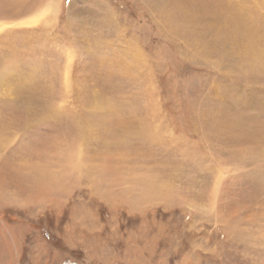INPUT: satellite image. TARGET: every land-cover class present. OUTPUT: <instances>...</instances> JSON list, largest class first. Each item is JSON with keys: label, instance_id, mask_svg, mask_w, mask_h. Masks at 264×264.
<instances>
[{"label": "rangeland", "instance_id": "1", "mask_svg": "<svg viewBox=\"0 0 264 264\" xmlns=\"http://www.w3.org/2000/svg\"><path fill=\"white\" fill-rule=\"evenodd\" d=\"M0 264H264V0H0Z\"/></svg>", "mask_w": 264, "mask_h": 264}, {"label": "bare ground", "instance_id": "2", "mask_svg": "<svg viewBox=\"0 0 264 264\" xmlns=\"http://www.w3.org/2000/svg\"><path fill=\"white\" fill-rule=\"evenodd\" d=\"M48 173V172H47ZM132 174V173H131ZM53 175V174H52ZM54 178V177H53ZM57 179V178H56ZM146 183V182H145ZM144 185V184H143ZM152 187V186H151ZM152 191V190H151Z\"/></svg>", "mask_w": 264, "mask_h": 264}]
</instances>
